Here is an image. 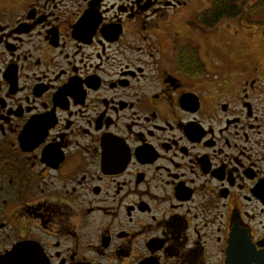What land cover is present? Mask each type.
Returning a JSON list of instances; mask_svg holds the SVG:
<instances>
[{"label":"flooded vegetation","instance_id":"af4514ba","mask_svg":"<svg viewBox=\"0 0 264 264\" xmlns=\"http://www.w3.org/2000/svg\"><path fill=\"white\" fill-rule=\"evenodd\" d=\"M209 9L0 0V264H257L264 73Z\"/></svg>","mask_w":264,"mask_h":264},{"label":"rangeland","instance_id":"374dc122","mask_svg":"<svg viewBox=\"0 0 264 264\" xmlns=\"http://www.w3.org/2000/svg\"><path fill=\"white\" fill-rule=\"evenodd\" d=\"M250 1L247 6L254 2ZM264 2V1H263ZM264 9V7H262ZM261 9L257 10V13ZM264 11V10H261ZM256 14V12H254ZM258 15V16H257ZM250 16L251 20L242 23H233L232 20L226 21L225 32L227 38V50L234 56H237L239 62L244 66H256L259 71L264 73V41L261 37H264V12ZM249 38L250 41H249ZM249 41L250 46L245 48L241 43ZM239 46V47H238ZM248 51L250 54L244 56L243 51Z\"/></svg>","mask_w":264,"mask_h":264},{"label":"trees","instance_id":"16d2710c","mask_svg":"<svg viewBox=\"0 0 264 264\" xmlns=\"http://www.w3.org/2000/svg\"><path fill=\"white\" fill-rule=\"evenodd\" d=\"M264 0L249 6L247 11L249 13L259 14L264 12L262 7H264ZM211 7L208 10L207 15L210 17V26L216 25L222 20H233L235 18L241 17L245 10L246 0H209ZM261 9L258 13L257 10ZM255 14V13H254Z\"/></svg>","mask_w":264,"mask_h":264},{"label":"water","instance_id":"95a60500","mask_svg":"<svg viewBox=\"0 0 264 264\" xmlns=\"http://www.w3.org/2000/svg\"><path fill=\"white\" fill-rule=\"evenodd\" d=\"M252 261L257 264H264V251L257 252Z\"/></svg>","mask_w":264,"mask_h":264},{"label":"snow or ice","instance_id":"6c2138e0","mask_svg":"<svg viewBox=\"0 0 264 264\" xmlns=\"http://www.w3.org/2000/svg\"><path fill=\"white\" fill-rule=\"evenodd\" d=\"M250 39L251 38H249V41H250ZM261 40L262 41H264V37H261ZM249 41H244V42H241L244 46H245V48H247V47H249L250 46V44H249ZM239 47V46H238ZM244 56H248L250 53L248 52V51H243V53H242ZM262 62H264V61H262Z\"/></svg>","mask_w":264,"mask_h":264}]
</instances>
